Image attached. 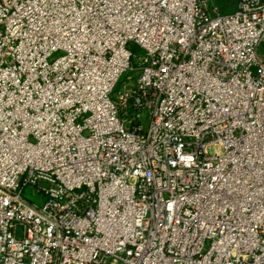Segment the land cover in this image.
I'll return each instance as SVG.
<instances>
[{"label":"built area","instance_id":"built-area-1","mask_svg":"<svg viewBox=\"0 0 264 264\" xmlns=\"http://www.w3.org/2000/svg\"><path fill=\"white\" fill-rule=\"evenodd\" d=\"M0 264H264V0H0Z\"/></svg>","mask_w":264,"mask_h":264},{"label":"rangeland","instance_id":"rangeland-1","mask_svg":"<svg viewBox=\"0 0 264 264\" xmlns=\"http://www.w3.org/2000/svg\"><path fill=\"white\" fill-rule=\"evenodd\" d=\"M131 47H132L133 51L136 53V58L134 59V64L136 66H138V61H137L138 57L137 56L141 53L142 50H140L138 47H136L134 45H132ZM128 75H130V76L132 75L133 81H135L136 78L139 76V71L138 70H136V71L129 70L126 73H124L123 76L120 78L115 91H119L120 89L123 88L124 84L129 82V79L127 77ZM148 124H149L148 121L144 120V126L146 127V129L148 128ZM24 196L26 198H28V200H30L31 202H33L37 206L43 205L46 201L45 194L38 192L37 189L32 185H29L25 188Z\"/></svg>","mask_w":264,"mask_h":264},{"label":"trees","instance_id":"trees-1","mask_svg":"<svg viewBox=\"0 0 264 264\" xmlns=\"http://www.w3.org/2000/svg\"><path fill=\"white\" fill-rule=\"evenodd\" d=\"M239 0H215L219 13L229 14L237 9Z\"/></svg>","mask_w":264,"mask_h":264}]
</instances>
